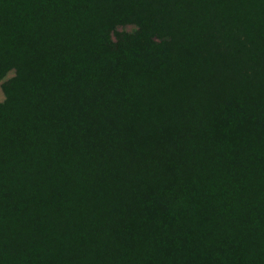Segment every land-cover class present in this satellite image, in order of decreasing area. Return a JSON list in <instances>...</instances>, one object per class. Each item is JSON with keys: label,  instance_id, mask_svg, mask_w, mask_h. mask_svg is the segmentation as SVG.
Wrapping results in <instances>:
<instances>
[{"label": "trees", "instance_id": "trees-1", "mask_svg": "<svg viewBox=\"0 0 264 264\" xmlns=\"http://www.w3.org/2000/svg\"><path fill=\"white\" fill-rule=\"evenodd\" d=\"M0 83V264H264V0H0Z\"/></svg>", "mask_w": 264, "mask_h": 264}, {"label": "rangeland", "instance_id": "rangeland-1", "mask_svg": "<svg viewBox=\"0 0 264 264\" xmlns=\"http://www.w3.org/2000/svg\"><path fill=\"white\" fill-rule=\"evenodd\" d=\"M133 30H134V28H133L132 26H128V27H124V28H120V29H118V31H126V32H131V31H133ZM13 76H14V72H13V71L9 72V73L3 78L2 82L5 81V80L10 79V78L13 77ZM0 84H1V83H0ZM3 101H4V95H3L2 90H1V87H0V103H2Z\"/></svg>", "mask_w": 264, "mask_h": 264}]
</instances>
